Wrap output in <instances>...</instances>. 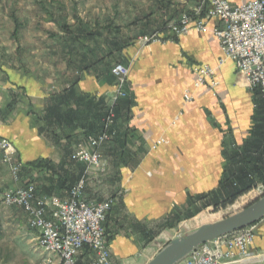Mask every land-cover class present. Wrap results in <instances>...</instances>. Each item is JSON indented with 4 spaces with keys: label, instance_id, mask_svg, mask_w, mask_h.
I'll return each mask as SVG.
<instances>
[{
    "label": "crops",
    "instance_id": "0c3cea01",
    "mask_svg": "<svg viewBox=\"0 0 264 264\" xmlns=\"http://www.w3.org/2000/svg\"><path fill=\"white\" fill-rule=\"evenodd\" d=\"M21 2L8 0L4 14L0 136L17 150L22 183H34L42 196L68 195L87 169L71 154L100 132L102 107L117 93L112 68L125 65L129 99L118 111V136L101 148L107 172L89 170L86 196H118L105 222L112 259L147 264L162 235L149 245L141 235L155 224H175L200 206L197 197L215 192L225 152L241 147L253 126L255 105L243 76L231 60L220 65L214 29L221 24L212 19L206 32L176 39L164 32L167 41L142 46L140 37L194 14L197 0H41L24 9ZM22 30L25 40L18 38ZM200 65L215 71L196 86L193 68ZM37 160L50 168L28 166ZM254 250L264 251V227Z\"/></svg>",
    "mask_w": 264,
    "mask_h": 264
},
{
    "label": "built area",
    "instance_id": "2783aa9c",
    "mask_svg": "<svg viewBox=\"0 0 264 264\" xmlns=\"http://www.w3.org/2000/svg\"><path fill=\"white\" fill-rule=\"evenodd\" d=\"M212 19L221 24L214 29L223 54L220 65L227 60L233 61L252 96L258 91L264 99V0L239 6H232L228 0H197L194 14H183L171 22L166 31L140 37L138 43L147 46L165 42L164 32L176 38L191 30L204 33ZM214 71L209 65L195 66L196 86L208 84ZM129 73V68L120 63L112 68L117 86L112 104L127 97ZM210 84L216 86L217 82ZM186 99H190L189 95ZM114 118L110 110L102 133L88 138L87 145L78 144L71 154L73 162H82L87 169L64 198L42 196L34 183L23 184L17 150L9 140L0 136V165L8 167L13 184L3 194V204L23 211L28 227L37 234L38 246L49 256L46 264H116L105 227L115 199L91 201L86 196L89 170L106 172L101 148L116 137ZM256 237L255 226L220 237L193 251L184 260L185 264H264V251L254 250Z\"/></svg>",
    "mask_w": 264,
    "mask_h": 264
},
{
    "label": "rangeland",
    "instance_id": "374dc122",
    "mask_svg": "<svg viewBox=\"0 0 264 264\" xmlns=\"http://www.w3.org/2000/svg\"><path fill=\"white\" fill-rule=\"evenodd\" d=\"M40 1L22 0L21 6H23V9L29 8L30 5L32 7L35 4L34 2L39 3ZM7 8L8 0H0V41L3 42H6L8 38V33L6 32L8 27L4 18ZM70 21L71 18L69 20L67 18L65 24L70 26ZM27 34L23 30L19 31V40L28 38ZM12 185V176L8 167L0 165V264H46L45 260L49 256L38 246L37 234L28 227L27 218L23 211L20 208L8 207L3 204V194ZM263 195L264 183L258 180L250 192L239 197L232 204L218 207L211 206L205 209L201 208L200 212L198 207H193L189 212L184 213V217L178 218L179 220L175 224L173 223L175 220H173V222H168L164 225H153L149 236L140 234L141 237H144L146 245H149L156 237L162 235L158 243L153 246L154 251L147 258L148 262L173 239L185 236L203 224L219 221L226 216L237 213ZM110 198H114L116 203L118 196L112 195ZM189 213L190 215H188ZM254 226L257 234L264 227V219ZM180 264H185V261Z\"/></svg>",
    "mask_w": 264,
    "mask_h": 264
},
{
    "label": "trees",
    "instance_id": "16d2710c",
    "mask_svg": "<svg viewBox=\"0 0 264 264\" xmlns=\"http://www.w3.org/2000/svg\"><path fill=\"white\" fill-rule=\"evenodd\" d=\"M163 30L166 31V28ZM173 38L176 39V37ZM127 94L126 98L119 99L115 104L111 103L110 106L102 107L103 114L101 130L95 136L101 134L104 130L105 119L108 116L109 111L112 110L115 117L113 131H116V137L111 143L116 141L118 136V111L121 106L128 101V90ZM253 100L255 110L250 135L241 147H232L231 150L225 152V166L218 189L215 192L199 196L196 198L195 202L193 201L194 203L200 202V206L198 207L199 212L201 208L205 209L211 206L218 207L232 204L236 199L250 192L258 180L261 183H264V99L261 94L256 91L253 94ZM70 114L71 113L68 112L64 118L69 119ZM28 166L37 169L50 168L49 162L42 160L32 162L28 164ZM83 175L84 174H82L77 181ZM188 215H190V213ZM144 234L149 236L151 232Z\"/></svg>",
    "mask_w": 264,
    "mask_h": 264
},
{
    "label": "water",
    "instance_id": "95a60500",
    "mask_svg": "<svg viewBox=\"0 0 264 264\" xmlns=\"http://www.w3.org/2000/svg\"><path fill=\"white\" fill-rule=\"evenodd\" d=\"M263 219L264 195L237 213L203 224L185 236L173 239L147 264H180L201 246L251 227Z\"/></svg>",
    "mask_w": 264,
    "mask_h": 264
}]
</instances>
